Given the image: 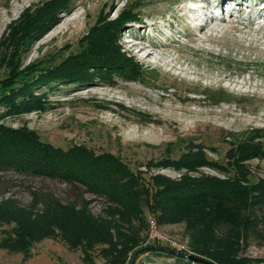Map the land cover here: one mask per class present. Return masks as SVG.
Segmentation results:
<instances>
[{
    "label": "rangeland",
    "instance_id": "1",
    "mask_svg": "<svg viewBox=\"0 0 264 264\" xmlns=\"http://www.w3.org/2000/svg\"><path fill=\"white\" fill-rule=\"evenodd\" d=\"M48 1L0 0V80L17 76L27 67L34 68L33 73L54 67L81 54L92 29L128 13L135 17L124 21L117 44L138 62L140 72L133 81L117 75L102 80L97 75L88 82L40 85L32 89L40 96V107L7 113L6 106L0 105L3 125L26 127L62 150L84 146L94 154L113 155L140 173L145 186L151 176L172 181L183 176L232 178L233 155L243 146L260 152L240 162L251 174L249 181L264 178V19L248 24L224 12L217 21V37L204 41L214 30L192 28L183 11L169 21L181 5L200 4L197 0H67V9H61L58 20L38 36L18 30L17 40L6 38L25 10L34 13ZM250 2L264 6V0L237 6L247 20L254 16ZM29 27L32 32L38 30L33 24ZM190 32L191 39L184 36ZM134 41L170 46L164 58H174L182 71L167 73L157 52L143 59V52L130 48L129 42ZM200 155L207 163L190 170L157 163L166 157ZM227 201L214 204L216 220L203 225L211 226V249L232 261L264 264V210L241 212L259 219L254 229L245 231L244 225L237 227L222 212L230 204ZM141 202L138 222L123 205L77 182L0 170V264H109V257L127 248L137 235L139 245L126 251L125 264L133 258V264H205L170 256L176 253L219 264L192 248L196 234L186 219L157 222L144 199ZM99 226L117 251L111 250L109 242L98 241L103 238L96 229ZM86 238L97 239L87 251L79 243ZM158 245L173 251L150 247ZM138 247L148 249L139 254L134 251Z\"/></svg>",
    "mask_w": 264,
    "mask_h": 264
},
{
    "label": "trees",
    "instance_id": "2",
    "mask_svg": "<svg viewBox=\"0 0 264 264\" xmlns=\"http://www.w3.org/2000/svg\"><path fill=\"white\" fill-rule=\"evenodd\" d=\"M66 3L67 0H50L34 13L25 10L18 20V26L12 28L6 38L16 37L17 40L18 30H29L27 32L33 37L38 36L58 20L59 11L63 8V10L67 9ZM134 17L135 14L129 15L128 13V16L107 21L98 28L92 29L85 37V51L66 58L57 66L40 68L34 73V68L30 70L31 67H27L24 71L20 70L17 76L0 80V105L6 106L7 113L40 107V96L33 94L32 89L53 81L84 82L85 80L88 82L97 75L102 80L110 81V78L117 75L125 80L133 81L140 72L139 64L126 51L121 50L117 41L124 21L134 19ZM32 24L33 27L38 28L37 31L30 30L29 26ZM16 61L18 60L12 62L13 66L16 65ZM259 155L260 152L256 147L243 146L237 149L231 161L234 174L229 179L211 177L203 180L183 176L178 181H172L151 176L150 184L145 186L140 173H134L113 155L94 154L84 146L62 150L41 141L34 131L26 127L13 128L0 122V170L12 169L23 174L55 178L64 182H77L89 191L105 194L109 199L123 205L129 213L128 216L138 222L142 219L141 201L144 199L157 222L161 220L180 222L186 219L188 227L196 234L192 237V248L196 253L205 255L219 264H250L249 260L232 261L212 250L211 239L214 240V238H211L213 236L211 226L203 225L208 221L216 220V212L213 213L214 204L227 200H232V202L227 201L230 204L222 212L228 215L233 224H237V227L244 225L245 231L252 230L258 225L259 219L256 215H242L241 212L249 208L264 210V178L250 182L251 174L242 168L240 162L242 159ZM194 157L191 159L182 156L178 160L166 157L157 163L188 170L207 163L202 155ZM242 181L247 184L243 185ZM140 187L142 190L139 191ZM250 193L254 196L247 198ZM33 196L36 197L35 194ZM38 201H41V198H38ZM190 210L193 212L191 215L188 213ZM96 229L100 237L103 236V238H98V241L109 242L111 250L117 251L110 238H105L106 233H102V229L105 228L99 226ZM79 241L87 251L88 244L91 245V241L96 242L97 239L88 240L86 238ZM138 245L137 235V238L127 248L125 246L115 253L118 258L115 257L116 255L115 258L109 257V264H125L127 252ZM150 247L153 250L161 248L165 252L173 251L161 245ZM146 249L148 248L138 247L134 251L140 254ZM170 256L185 260L180 253Z\"/></svg>",
    "mask_w": 264,
    "mask_h": 264
},
{
    "label": "bare ground",
    "instance_id": "3",
    "mask_svg": "<svg viewBox=\"0 0 264 264\" xmlns=\"http://www.w3.org/2000/svg\"><path fill=\"white\" fill-rule=\"evenodd\" d=\"M197 1L200 4L193 3V4H190L189 6L181 5V7H179L175 11V14L170 17L169 21H172L171 19L175 18V15L177 14V12L183 11V15L185 16V19L189 21V24L190 22H193V26H191L192 28H195V29L201 28L202 30L206 28H211V30H214V32H211L209 35L206 36V38L205 37L202 38V40L205 38L204 41H210L213 39L212 36H216V33L219 31V24L217 23V21H219L218 20L219 16L222 15L224 12L227 13V16H235L236 18H238V19H235L237 20V22L246 20L248 24H252V22L255 21V18H257V22H259L260 19H264V6L256 2L254 4L250 2L251 11L249 12H252L254 14L253 19L247 20L246 17L242 16V14L240 13L242 10H239L238 8L240 7H237V6H240L243 2L248 3L249 0H197ZM243 5L241 6L243 7ZM237 12H239L240 15H238ZM162 22H165V21H162ZM166 25L169 26L168 21H166ZM185 28L189 30L190 25H189V28L188 26L187 27L185 26ZM172 29L173 30L176 29L175 24L174 26L172 25ZM158 30L160 32H163V29L161 27H158ZM184 36H189L188 38L191 39L193 36V33L190 32V34L188 35L184 33ZM138 43L139 42H135V41L129 42L130 48H133L137 54L143 52V56H142L143 59L154 56L155 53L157 52L158 54L157 58L159 61H161V65L165 67V71L167 73H170L174 69L182 71L179 67L176 66V63H174L175 62L174 58H170V59L164 58V56L169 53L168 48H170V46L159 45V44L156 45L153 43V41L152 42L149 41L148 45L147 44L139 45Z\"/></svg>",
    "mask_w": 264,
    "mask_h": 264
},
{
    "label": "water",
    "instance_id": "4",
    "mask_svg": "<svg viewBox=\"0 0 264 264\" xmlns=\"http://www.w3.org/2000/svg\"><path fill=\"white\" fill-rule=\"evenodd\" d=\"M178 254V253H176ZM182 256H184L185 258H187L188 260H191V261H197V262H201V263H205V264H212L202 258H198L196 256H192V255H186V254H181ZM133 261H134V258L131 260L130 264H133Z\"/></svg>",
    "mask_w": 264,
    "mask_h": 264
}]
</instances>
